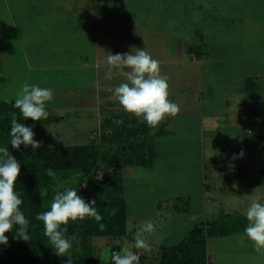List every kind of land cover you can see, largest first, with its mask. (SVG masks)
I'll return each instance as SVG.
<instances>
[{"label": "rangeland", "instance_id": "rangeland-1", "mask_svg": "<svg viewBox=\"0 0 264 264\" xmlns=\"http://www.w3.org/2000/svg\"><path fill=\"white\" fill-rule=\"evenodd\" d=\"M18 1L19 0H16V2ZM151 1L154 3L150 2V0H134V3L127 6L126 3L123 4V0H111V2L107 3L104 7H99L97 11H94L97 16L95 21L100 24V30H102L100 42L102 50H99L100 62H106L108 52L112 54L129 53L133 48H144L154 59L160 62V72L162 75L168 77L169 96L176 97L175 103H179V105L182 103L181 106H183L184 103L186 104L187 101L194 103L193 96L195 94H200L204 102L213 97L216 102V104L214 102L215 111H221L225 108L220 105L222 93L217 90L211 94L205 90L204 94H202L201 91L204 90L206 86L203 84V81H206V78L203 76L205 69L202 71L201 75L203 77L200 79L201 77L198 76L200 75V72H198L200 70L198 64L193 63L190 65L189 62H199L192 59V57L197 54L196 49L198 50V48L201 50V55L204 56L201 62H264V59L262 60L260 58L256 61L254 59H247L245 61L239 60L242 56L243 46L247 47L249 54L252 55L255 52V50L248 47H253L255 45L254 39H252L254 36L252 30L256 27H252V25L256 19V15L259 13L264 15V0ZM17 4L18 3H13L12 5L15 6ZM144 4H147L148 7L151 5V9L149 10L150 14L144 12L143 8L147 10ZM128 7H130L129 10H127ZM6 11L4 2H0V36L2 37L0 38V47L2 46L3 48L11 43L16 47L18 38L8 33L11 31H9L8 25H10V22L8 18H6ZM112 15H115L116 18ZM121 15H127V17L123 18ZM245 19H249L250 21L253 20V23H250L249 20V22L246 23ZM244 26L246 29L252 28L246 31ZM169 32L173 35L177 33V35H181L186 40H189L185 48H182L184 49L182 50V54L171 52L169 48ZM262 32H264V30H262ZM262 36L263 41L262 44L259 45L260 47L257 51L264 55V34H262ZM111 37L116 39V41H112ZM245 37L247 39H245ZM158 40H160L159 43ZM163 41H165V43ZM133 51H135V49H133ZM213 59L215 60L212 61ZM98 70L100 74L102 73L104 76L101 75L103 78L99 80V82L101 81L100 85H98L100 93H102V95L105 94V100H109L111 94H113L114 88L119 83L124 82V77L116 74L114 70L113 79L106 80L107 68L99 67ZM86 78L89 77L86 76ZM71 81L74 82L75 85L77 84V87H80L81 90L83 89L82 84L91 81V79L85 80V77H76L75 79L72 78ZM244 96H246L244 98V104L246 103L245 108L241 106L233 110V107L230 106L228 108L229 114H216L219 118L216 117L215 121L210 119L209 113L202 110L203 113L201 109L193 110L190 114H186L184 111L182 113L179 112L180 114L178 116L176 115L174 119V123L178 124V126L173 125V131L170 132V134L162 137L157 136L155 139L151 137V141H154V147L158 146L165 156L161 159L158 158V161L154 164L156 167L146 169V179L148 176L150 178L154 176L155 179L160 180V184H163L166 189L173 194L181 192L193 194L199 190L201 182L198 184L199 178L197 173L201 170L200 161L203 157L212 159V164L206 163L205 165H207L209 169H216V178L218 177L217 167L220 168V172H236L233 167L238 163L243 166L241 170L243 172V177L241 180L244 184L259 181V178H261L262 181V186L255 188L252 193L247 194V199L245 201L241 199V194H230L229 198H227L226 196L229 194L228 183L217 184V192L213 193L215 196L214 203L208 204L207 210L210 215V220L213 219V221L209 223L201 222L198 224L203 227L204 233L206 232L205 236L199 237L197 241L193 242L188 249H186V251L173 254L182 264H213L216 252L220 255L219 259L221 262L237 263L235 261L236 258L241 261L245 260L244 257H249V261H253V258H255L254 260L256 261L259 259L257 256L255 257V255L251 256V254H243L241 252V249L243 252L247 249L248 243L252 246L253 242L250 240L244 242V244H239L236 237L232 235L227 237L213 236L207 239V232H215L217 226H211V223L215 222L217 219L219 223H222L220 227L225 229L231 227L232 230H238L244 225L240 221L234 222L233 216H229L240 214L238 213L240 211L234 210L233 208L228 209L224 207L222 203L227 202L236 208L241 207L245 209H247L252 202L262 201V203H264V136L262 135L261 137L258 134L259 126L255 120L256 113H259L262 120H264V99L262 100L263 103L258 105V100L250 99L245 92L243 97ZM87 101H94V97H90ZM232 102H235L234 96H232ZM86 110L97 113V103L87 104ZM74 112L67 113L62 121L51 124L49 127L47 126V132L51 134L52 143H59L62 141L68 144H79L94 141L96 139L97 132L91 130L84 133L81 128L86 126L89 129L94 127L97 128L99 126L97 117L81 116L79 118L78 114H74ZM122 113H124L122 116L123 122L125 121L124 124L127 125V123H130L132 116L125 113L123 110ZM250 113L253 114V120L249 118ZM232 117L236 121L235 125L230 123V118ZM133 122L136 123L133 124ZM133 122L131 121V126L147 125L139 119L133 120ZM160 124L154 128L150 127L149 134L150 131L161 127ZM214 126V130H208L209 128L212 129ZM227 126L231 127L228 128V132L230 130L229 133L233 131L235 135L238 136L237 140L229 141L224 138L225 128ZM42 128L45 129L41 122L38 123V130ZM110 132L111 131H109V133ZM209 133H213L214 137H211ZM141 138H144V135L138 136L136 134L131 137V139L134 140ZM241 139L245 140L244 143L237 149L232 150L231 147ZM42 145H47V142L42 143ZM224 146L227 151V159L224 160L223 163L222 153L225 151L221 149ZM0 147H8L9 153L18 163L26 154L34 150L31 146L25 147L24 145H21L19 150L12 148L10 144L0 145ZM241 152H243L242 156L240 155ZM223 168L224 170H222ZM80 176H82L80 173L71 171L67 176L58 178L56 183L44 184L41 189L47 191V195L44 197L37 194L34 189V196H31V201L28 202L29 204L27 203L29 199L26 200L27 196L23 198L21 195V199L23 200L21 207H23L25 216H28V219H34V221L42 223L36 220V215L50 210V203L54 194L57 191H63L65 188L76 187L77 190H79L78 194L82 196L86 202H91L93 198L88 199L85 194H80L81 190H84L87 184L86 179ZM19 177L15 183L16 192L21 191ZM239 185V182L235 184L236 187ZM152 186L155 187L158 185L141 183L134 184L128 189V193H136V195L132 196L133 200L130 201V209H141L142 214L147 213L149 215L155 211L157 207L156 201L152 196V192H150ZM148 187L150 188L148 189ZM136 188L137 190H132ZM139 188L140 190L138 191ZM234 192L237 193V190H234ZM254 197H257V199ZM94 199L97 203L100 202V205H103L102 208L104 210L106 209V216L110 214L114 215L112 209L117 206L114 203L115 200L111 202L99 195H95ZM231 200H235L236 204L233 205L234 203H231ZM240 200L241 202H239ZM192 202H189V204L192 206L194 205L195 208L201 209V204L199 205V202L195 198L192 199ZM240 215L243 216V214ZM194 219L195 220H188V223L180 219H174L159 230L155 229V227L152 228L151 239L157 244L155 246L154 243L150 244L149 242V251L132 248L135 236L128 233L133 227L130 228V231L125 229L123 232H116L114 229L108 227V220L104 221V225L107 228L103 231L97 228V225L96 230L94 229L91 231L89 228L90 226L87 225L91 222L90 218H86L83 221L78 220L76 222H70L67 226V235L71 236L72 234H76L80 242L78 245L74 244L73 249L79 253H87V249H89L92 255L98 258V264H108L110 261V252L120 251L123 247H129L139 255V264H158L162 259L164 250L169 247L167 245L177 244L182 241V238L195 227V221H201L202 218L199 216ZM242 219L245 221V218ZM177 225L183 226L181 229H174ZM39 229L40 232L36 235L40 236V241H46L47 237L44 236V232L42 233L44 230L43 224ZM141 229L146 230L145 227ZM235 232L238 235L240 234V231ZM125 233L126 237L124 240H126V242L122 240V236ZM7 237L8 244H0L1 263L2 260L11 257L17 249L13 239L9 236ZM16 240L17 242L23 241V243L25 242L27 244L30 242V240L27 242L23 239ZM161 245L164 246L162 247ZM53 252L54 251L51 250L50 253L52 254ZM236 253L237 255L234 256Z\"/></svg>", "mask_w": 264, "mask_h": 264}, {"label": "crops", "instance_id": "crops-1", "mask_svg": "<svg viewBox=\"0 0 264 264\" xmlns=\"http://www.w3.org/2000/svg\"><path fill=\"white\" fill-rule=\"evenodd\" d=\"M0 2H4V6L7 10L5 15L10 22L8 27L9 31H11L8 33L12 34L13 37L18 38L16 47H14L12 43L3 48L2 46L0 47V100H15L17 94L21 91L23 84L26 82L29 84H36L40 87L51 88L54 98L46 104V110L49 113L48 117H50L51 120L41 123L45 129H39V137L37 141H41L42 143L47 142V144L51 145H67L68 143L62 141L59 143H52L51 134L47 131L49 125L62 121L67 113H73L75 111L74 114H78L79 118L81 116L97 117L99 123L97 128L94 127L89 129L86 126L81 128V130L84 133L91 130L97 132L94 141L101 142L103 120L112 115H124V113H122L123 109L119 103L114 100L113 94H111L109 100H105V94L102 95V93H100L98 86L101 82H99V80L104 77L102 73L100 74L98 68H107V65L106 62H100L99 58V50H102L100 45L102 30H100V24L95 21L97 16L94 11H97L99 7H104L107 3H110L111 0H19L18 2H16V0H0ZM150 2L153 1L150 0ZM13 3H18L19 5L17 4L13 6ZM124 3L128 6L129 4L131 5V3H134V0H123V4ZM144 6L147 8V10L143 8L144 12L150 14L149 10L151 9V5L148 7L147 4H144ZM129 9L130 7H128L127 10ZM121 16L123 18L127 17V15ZM113 17H115V15ZM248 20L249 19H245V22L247 23L250 21ZM250 23H253V20L250 21ZM253 26L256 27L252 30L254 33L252 39H254L255 45L248 48L255 50V54H249L247 47L243 46L242 56L239 60L245 61L247 59H254L256 61L258 58L262 60L264 59L263 53L257 51L260 47L259 45H261L263 41L262 34H264V32H262V30H264V15H261L260 13L256 15L252 27ZM249 29H246V31ZM168 36H170L169 48L171 52L173 51L175 54H182V50H184L182 48H185L189 40H186L181 35H177V33L173 35L169 32ZM0 38L2 37L0 36ZM245 39L247 38L245 37ZM111 40L116 41V39L112 37ZM159 42L160 40H158V43ZM163 42L165 43V41ZM203 58L204 56L201 55V53H197L192 59L199 62H189L190 65L193 63L198 64L200 69L198 71L200 72V75L198 76L201 77L200 79H202L203 76L206 78V81H203L204 83L202 82L206 86L201 93L204 94L206 90L212 94L219 90L222 93L220 105L225 108L221 111H215V100L213 97L204 102L200 94H195L193 96L194 103L187 101L183 106H181L182 103L180 105L179 103H176L180 107V113L184 111L186 114H190L193 110L201 109V111L203 110L209 113V117H211L210 119L215 121L216 117H218L216 114L221 115L220 113H222L228 115V108L230 106L233 107V110H236V108H240L241 106L245 108L246 103L244 104V98L246 96L243 97L244 92L248 94L250 99L258 100V105L263 103L264 62H201ZM214 60L215 59L212 61ZM204 69L205 73L202 76L201 73ZM101 75L103 77H101ZM86 76L89 78H86ZM76 77H85V80L91 79V81L83 83V89L80 90V87L78 88L77 84L75 85L74 82L71 81L72 78L75 79ZM232 96H234L235 102H232ZM90 97H94V101L88 102L87 100ZM169 99L174 103L176 101V97L169 96ZM91 103H97V113L92 112L91 110H86L87 104ZM256 114L255 120L259 126L258 134L262 137V135L264 136V120H262L259 113ZM249 118L251 120L254 119L252 113H250ZM174 119L175 117L171 116L164 119L160 124L161 127L150 131V138L153 137L155 139L157 136L162 137L170 134V132L173 131L172 126H178V124L174 123ZM230 120V123L235 125L236 121L233 117L230 118ZM228 128L231 127L227 126L225 128L224 138L229 141L237 140L238 136H236L233 131L232 133H229L230 130L228 132ZM214 129L215 126L208 130L210 131ZM201 130L204 131L203 129ZM107 131L109 132L110 129ZM209 134L211 137H214L213 133ZM244 141V139L239 140L231 147L232 150L240 147ZM111 144L115 145V143ZM155 150L156 153L151 165L137 163L123 165L121 168L122 180L118 184L117 192L114 194L126 201L128 214L127 230L130 231V228L133 227V231L131 230L132 232L130 231L128 234L131 233L136 237L139 233L143 238L146 240L148 239V243H154L155 246L157 243L151 239L152 232L141 229L142 227L146 228L148 224H151L153 226L152 228L155 227V229L159 230L164 227V225L169 224L171 220L180 219L183 222L188 223V220H195L194 218L199 216H201L202 219L201 221H198V218V220L195 221V226L201 222L209 223L213 221V219L210 220V215L207 210L208 204L214 203L215 196L213 193L217 192V184L228 183L229 194L226 197L229 198L230 194H241V199L244 201L247 199V194L252 193L255 188L262 186L261 178H259V181L244 184L241 180L243 177V172L241 171L243 166L238 163L233 167L236 172H220V168L217 167L218 177L216 178V169H209L207 165H205L206 163L212 164V159L203 157V160L201 159L200 161L201 170L197 173L199 178L198 184L201 182L199 190L193 194L188 192L173 194L172 192H169L163 184H160V180L155 179L154 176L153 178H150L147 175L148 177L146 179V169L156 167L154 164L158 161V158L161 159L165 156L158 146L155 147ZM221 150L225 151L222 153V161L224 163V160L227 159L226 147L224 146ZM106 167L109 170L111 168L108 165ZM222 170H224V168ZM238 182L240 185L236 187L235 184ZM141 183L158 185L155 187L152 186V190H150L157 206L155 211L150 215L147 213L142 214L141 209H130V201L133 200L132 196L136 195V193H128V189L134 184ZM149 188L150 187H148V189ZM132 190H137V188ZM139 190L140 188L138 191ZM234 190H237V193L234 192ZM193 198L199 202V205L201 204V209L195 208L194 205L192 206L189 204V202H192ZM254 198L257 199V197ZM239 202H241V200ZM259 202L262 203V201ZM231 203H234L233 205H235L236 201L231 200ZM222 205L228 209L233 208L234 210L240 211L238 213L246 216L245 208H236L227 202L222 203ZM182 226L177 225L174 229H181ZM235 231H240V234H236ZM230 235L236 237L239 244H244V242L249 241L244 235V229L216 235L207 232V239L213 236L227 237ZM125 237L126 233L122 236L124 242H126V240H124ZM161 246L163 247L164 245ZM246 248L247 249L244 252L241 249L243 254L248 253L251 254V256L255 255V257L257 256L259 259L256 261L254 260L255 258H253V261H249V257H244L245 260L241 261L236 258L235 261L237 263L226 262L223 260V262H221L219 259L220 255L216 252L213 264H264V254L257 253L253 244L251 246L248 243ZM236 255L237 253L234 256Z\"/></svg>", "mask_w": 264, "mask_h": 264}, {"label": "clouds", "instance_id": "clouds-1", "mask_svg": "<svg viewBox=\"0 0 264 264\" xmlns=\"http://www.w3.org/2000/svg\"><path fill=\"white\" fill-rule=\"evenodd\" d=\"M135 49V51H133ZM129 53L112 54L106 57V80L113 79L116 74L124 77L113 90V98L119 103L123 111L145 122L149 127H157L167 117H175L180 112L178 104L169 99L168 77L160 72V62L154 59L146 50L133 48ZM54 98L51 88L40 87L36 84L24 83L17 94L13 107L19 110L24 120L41 121L48 118L47 102ZM114 124L121 125L123 120H114ZM10 145L19 150L21 145L31 146L34 150L42 146L37 141L32 128L18 122L16 113L11 114ZM243 155V152L240 154ZM55 177L52 169L46 173ZM20 175V164L9 153L8 147H0V244L7 245L8 237L5 233L13 231L16 227V236L29 241V220L26 218L21 206L23 200L15 191V183ZM41 197L47 195L41 190ZM248 224L244 235L253 242L255 251L264 254V203L252 202L246 209ZM86 218L94 219L103 231L105 225L100 223L103 219L96 207V201L86 202L78 194L76 187L57 191L50 203V210L36 215V220L43 223L44 236L57 256H67L66 264H74L71 250L74 244H79L76 234H68L70 222L83 221ZM148 224L146 230L151 231ZM132 248L149 251V243L141 234L134 238ZM111 264H139V255L129 247L120 251L110 252Z\"/></svg>", "mask_w": 264, "mask_h": 264}, {"label": "trees", "instance_id": "trees-1", "mask_svg": "<svg viewBox=\"0 0 264 264\" xmlns=\"http://www.w3.org/2000/svg\"><path fill=\"white\" fill-rule=\"evenodd\" d=\"M196 51V53H201L199 48ZM14 101L0 100V145L10 144L11 114L14 112L17 115L18 122L32 128L36 140L39 137L38 123L51 120L50 117L41 121H33L30 118L24 120L19 110L13 107ZM122 118L121 115H112L103 120L101 142L90 141L84 144L67 145L47 144L26 154L20 161L21 163L19 162V180L21 182L19 185L21 186V191L18 193L20 196L22 195L23 198L27 196L26 200L29 199L28 203L31 201V196H34V189L40 195L39 192L44 184L56 183L58 178H63L71 171H75V173H80L82 175L80 177L85 178L87 182L85 189L81 190V193L79 192L80 194H85L88 199H94L95 195H99L111 202L115 200L114 203L117 206L112 209L114 215L110 214L109 216H106V209L102 208L103 205H100V202H96V207L103 217L101 223L104 224V221L108 220L109 228L114 229L116 232L125 231L128 217L127 204L123 198L114 195L118 190V184L122 180L121 168L128 163L151 165L156 150L154 141L152 142L150 138L149 126L145 124L131 126V121L133 122V120L137 119L134 116H132L130 123H127V125L124 124L125 121L121 125L113 123L114 120H121ZM108 129H110V133L107 131ZM136 134L138 136L144 135V138L131 139ZM111 143H115V145ZM107 165L111 167L110 170L106 167ZM48 169H52L55 173L54 178L46 174ZM21 211H23V207H21ZM229 216H233L234 222L240 221L244 224L240 229L246 228L248 224L246 216L240 214ZM242 218H245V221ZM28 220V234L30 238L32 237L30 242L28 244L23 243V241L17 242L16 239L20 238H14L16 236V227L13 228V231L5 233L6 236L13 239L17 249L11 257L2 260V263L0 260V264H66L67 256H57L54 252L51 254L50 252L53 248L48 240L40 241V236L36 235L40 232L39 228L42 227L43 223H38L34 219ZM217 220L211 223V226H217L215 232L209 233L214 235L230 233L231 227H228L229 230L221 228L220 224L222 223ZM87 225L90 226L91 231L96 230V225L99 228L94 219H91L90 224ZM205 234L206 232L204 233L202 226H195L182 241L177 244L167 245L169 247L164 250L162 259L158 264H182L173 254L186 251L193 242L197 241L201 236L204 237ZM71 254L74 264H98V258L92 255L89 249H87V253H79L72 249ZM108 264H111V260Z\"/></svg>", "mask_w": 264, "mask_h": 264}]
</instances>
